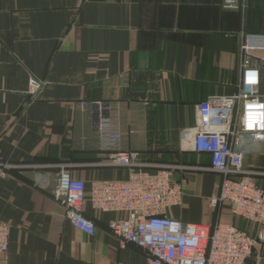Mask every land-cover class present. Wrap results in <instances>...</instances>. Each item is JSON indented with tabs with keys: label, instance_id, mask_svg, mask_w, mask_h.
I'll return each instance as SVG.
<instances>
[{
	"label": "crops",
	"instance_id": "0c3cea01",
	"mask_svg": "<svg viewBox=\"0 0 264 264\" xmlns=\"http://www.w3.org/2000/svg\"><path fill=\"white\" fill-rule=\"evenodd\" d=\"M263 37L264 0H244L240 10L222 0H0V162L12 165L0 177V222L10 227L0 264H148L108 230L123 212L95 211L87 201L94 234L70 225L53 198L61 168L88 191L92 180L125 179L130 169L185 166L181 203L169 217L254 234L229 204L212 205L221 176L179 131L195 124L201 100L235 90L242 40ZM31 77L42 84L35 95ZM79 100L109 102L121 134L114 150L136 152L133 166L108 162ZM241 147L244 166L264 170L260 144ZM254 179L264 187L263 175ZM250 258L264 264V244Z\"/></svg>",
	"mask_w": 264,
	"mask_h": 264
},
{
	"label": "built area",
	"instance_id": "2783aa9c",
	"mask_svg": "<svg viewBox=\"0 0 264 264\" xmlns=\"http://www.w3.org/2000/svg\"><path fill=\"white\" fill-rule=\"evenodd\" d=\"M222 7L240 10L244 0H222ZM239 80L228 94L209 95L195 108V124L179 131L181 140L194 152L209 156L210 170L221 176L218 193L211 203L230 205L233 216L255 226L250 234L233 223L217 221L212 226L182 222L167 211L181 203L183 188L174 175L185 166L171 165L155 172L130 169L125 179H96L88 191L83 180L61 168L53 198L65 210L71 226L92 236L93 218L85 214L87 201L93 210L123 212L108 223L109 232L121 246L132 244L142 250L148 264H243L257 244H264V187L256 175L263 169L244 166L241 145L250 140L264 154V37L257 43L244 38L239 50ZM41 82L29 78L28 93L35 95ZM79 110H88L109 163L133 166L137 153L115 151L121 134L114 128L110 104L104 100H79ZM12 165L0 162V177ZM10 227L0 222V252L8 247Z\"/></svg>",
	"mask_w": 264,
	"mask_h": 264
},
{
	"label": "water",
	"instance_id": "95a60500",
	"mask_svg": "<svg viewBox=\"0 0 264 264\" xmlns=\"http://www.w3.org/2000/svg\"><path fill=\"white\" fill-rule=\"evenodd\" d=\"M174 178H175V180H180V174L179 173H176L174 175ZM243 264H255V262H254L253 259L248 258V259L245 260V262Z\"/></svg>",
	"mask_w": 264,
	"mask_h": 264
}]
</instances>
